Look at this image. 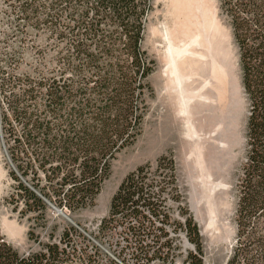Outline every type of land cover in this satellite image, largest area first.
Masks as SVG:
<instances>
[{
    "label": "trees",
    "instance_id": "1",
    "mask_svg": "<svg viewBox=\"0 0 264 264\" xmlns=\"http://www.w3.org/2000/svg\"><path fill=\"white\" fill-rule=\"evenodd\" d=\"M151 8L152 0H3L2 12L11 20L3 39L13 46L0 52L2 133L14 167L7 200L21 218L46 223V201L70 212L94 206L112 160L140 134L145 97L152 94L147 79L154 61L142 47ZM218 8L237 47L249 102L245 159L235 186V243L225 264H264V0H218ZM28 29L46 44L33 46L32 73L17 74ZM149 168L138 166L123 178L98 237L111 240L118 256L129 249L132 264L172 262L167 196L184 217L175 228L196 250L184 262L204 264L171 155L155 160L156 177L150 180ZM115 234L124 242L121 248ZM61 251L48 243L20 257L0 233V264H54ZM93 255L82 250L80 263L93 264Z\"/></svg>",
    "mask_w": 264,
    "mask_h": 264
},
{
    "label": "rangeland",
    "instance_id": "2",
    "mask_svg": "<svg viewBox=\"0 0 264 264\" xmlns=\"http://www.w3.org/2000/svg\"><path fill=\"white\" fill-rule=\"evenodd\" d=\"M166 1L152 0V8L145 22L142 47L148 57L154 61V69L147 79L152 94L145 97L147 111L142 121L140 134L132 145L123 149L112 160L110 174L103 182L94 206L91 208L70 212L46 201V223L21 218L17 212L12 211L7 199L13 191L14 181L10 172L14 167L3 140L0 108V233L4 241L16 250L20 257L39 253L45 244L56 243L62 250L61 253L64 254H61V257L59 256L61 259L59 258L54 264H81L79 255L82 250L88 254L94 253L93 264H132L129 249H125L124 254L118 256L114 251V243L113 245H111L112 242L110 243L111 240L108 241L107 237H98V226L101 220L107 216L111 198L123 178L138 166L146 163L151 165V168L148 169L147 179L156 177L155 160L169 153L174 162L176 185L183 199L181 205L185 207L198 229L204 264H225L235 243L236 226L233 222L235 186L245 159V127L249 115V102L241 85L237 47L233 42L230 26L226 19L219 14L218 0H199L205 3L209 11H213L217 17L221 28L222 47L225 55L232 62V71L235 74L233 76L236 82L238 81V92L240 93L232 107V111L238 117L237 119L235 116L237 121L235 135L233 138L232 131H230L231 134L228 131L227 138L229 142L234 143L233 152H230L231 158L221 161L217 165L213 163L211 172L205 170L204 172L198 167L196 168L192 159L190 160L188 155L182 151L181 140L183 138L179 130V123L174 120L172 114L168 115L171 112L167 111L161 94L162 80L159 77V72L163 66L156 50L157 42H154L155 40L148 29L149 27L159 28L167 21L165 10L168 1ZM2 9L3 0H0V52L13 48L3 39V35L9 31L11 20L10 16L2 12ZM45 44L43 35L28 29L25 44L19 50L20 61L14 67V72L31 74L32 67L30 65L33 51H35L33 46H38L40 49L44 48ZM223 167H226L228 171L223 172L221 170ZM207 175L208 177L214 176L209 179ZM201 176L203 179L200 178ZM204 176L209 179V182ZM24 182L27 183L26 180ZM165 197L169 208V225L167 226L169 235L167 238L170 239L171 247L176 248V257L172 262L162 264H190L184 260L189 252H196L195 247L186 239L182 230L178 227L175 228V224L182 222L184 217L179 212L178 205L170 197ZM3 220L6 222L4 225ZM28 230H32L33 237H28ZM65 230L67 236H62ZM50 234H52V238L49 237ZM113 238L120 242L116 246L117 248L124 246V242L120 241L118 235L115 234ZM65 253L70 255L68 259H65ZM143 261L138 260L137 264H142ZM149 264L161 263L152 258Z\"/></svg>",
    "mask_w": 264,
    "mask_h": 264
},
{
    "label": "bare ground",
    "instance_id": "3",
    "mask_svg": "<svg viewBox=\"0 0 264 264\" xmlns=\"http://www.w3.org/2000/svg\"><path fill=\"white\" fill-rule=\"evenodd\" d=\"M167 1V21L148 29L163 66L161 94L171 112L168 115L179 123L182 151L196 168L211 172L213 163L229 160L233 152L234 143L227 138L230 131L235 135L232 107L240 95L238 81L222 47L221 28L213 11L199 0ZM221 170L228 171L226 167Z\"/></svg>",
    "mask_w": 264,
    "mask_h": 264
},
{
    "label": "water",
    "instance_id": "4",
    "mask_svg": "<svg viewBox=\"0 0 264 264\" xmlns=\"http://www.w3.org/2000/svg\"><path fill=\"white\" fill-rule=\"evenodd\" d=\"M4 152H5V150H4Z\"/></svg>",
    "mask_w": 264,
    "mask_h": 264
}]
</instances>
